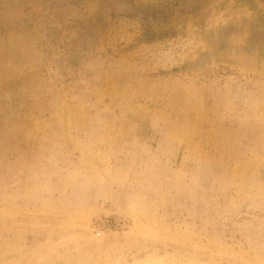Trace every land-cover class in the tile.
Listing matches in <instances>:
<instances>
[{
    "label": "rangeland",
    "instance_id": "374dc122",
    "mask_svg": "<svg viewBox=\"0 0 264 264\" xmlns=\"http://www.w3.org/2000/svg\"><path fill=\"white\" fill-rule=\"evenodd\" d=\"M60 3L0 51V264H264V0Z\"/></svg>",
    "mask_w": 264,
    "mask_h": 264
},
{
    "label": "crops",
    "instance_id": "0c3cea01",
    "mask_svg": "<svg viewBox=\"0 0 264 264\" xmlns=\"http://www.w3.org/2000/svg\"><path fill=\"white\" fill-rule=\"evenodd\" d=\"M246 1L253 2V0ZM69 10L70 8L61 4L60 0H0V51L5 50L6 60H13V67L6 72L7 74H13L14 69H18L21 65H23L22 70L18 75L23 74L26 69H31V64L22 62L25 57L33 61H41L44 58L41 53L32 56L25 51V57H19L18 49L22 45L25 48V40H28V44H34L31 38L36 41L38 37L42 41L47 33L51 35L53 43L63 40L62 30L67 26L64 21ZM1 73L3 72L0 71V75Z\"/></svg>",
    "mask_w": 264,
    "mask_h": 264
}]
</instances>
